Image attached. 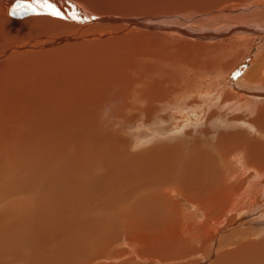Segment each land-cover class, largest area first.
<instances>
[{
	"label": "bare ground",
	"instance_id": "1",
	"mask_svg": "<svg viewBox=\"0 0 264 264\" xmlns=\"http://www.w3.org/2000/svg\"><path fill=\"white\" fill-rule=\"evenodd\" d=\"M138 1L139 0H56L58 8H60L63 12H65V14H68L71 11L78 12L81 17V19L79 20L59 19V18L52 17V16H45L44 18H37V17L31 16V14L24 15V16H14L15 18H17V20L13 16H5L2 19H0V66L4 67V68L0 67V70L1 69L5 70L6 67H9L7 69L11 70L16 65V60H14L16 57H18L17 60L21 61L25 56L26 58H29L30 56H38L43 59H48L53 55L56 60V64L54 66V69L56 71L55 73H52L50 75L47 72H43L42 68H39L32 74H26V79H29L28 77H33L34 79L33 81H31L32 79H30V81L27 80V82H25L26 84L24 83L25 85H29L32 88L34 87V89L31 90V87L28 86V91L25 89L27 91V93L26 92L25 93L28 94L26 96L27 98L29 94L30 95L33 94V96H31L32 98L30 97L28 99L26 98L28 100V104H25V106L27 105L26 110L30 112L31 114L30 116L32 117L31 119H29L30 116H28L27 114L29 120H26V122L28 121L30 122V120H34L35 116L37 117V112H36L37 109L35 107L36 105L39 104L37 103V100H39L40 98L37 99L38 96H36L35 90L37 91L41 89L40 90L41 92L40 91L39 92L41 94H45L47 92L46 91L47 89L43 90L44 92L42 93L43 88L50 89V92L51 90L54 89L57 93L55 94V92H53L55 94L53 95V97L55 96L54 99L55 101H57L56 100L58 97L57 94L60 93L59 94L60 98L63 95L60 92V90L68 91L70 87H71L70 89L77 88L78 90H73V91L74 93L78 92L79 95L76 94L77 97H76L75 103L72 104L71 107L68 104L69 110L72 107L73 108L75 107L76 111L74 114H78L77 113L78 111L82 112L84 110H89L90 115L88 116L86 115L84 121L88 123H92V124L94 123L97 124V122L94 121V117H97V115L99 114L103 115L105 120L102 119L104 120V122H102V120L98 121L99 123L97 124L98 125L97 128L100 125L104 129V133L106 134V136H109V137L114 136L115 133H118L119 127L121 128L127 125V127L130 128L131 126H129V124H125L124 122L125 121L127 123L130 122L131 113L136 111V114L134 116L136 120V125L138 127V125L141 124L139 126V129L142 128L138 131V139H139V142H137L138 145L144 142L143 141L144 137L150 140L149 137H155L159 135L160 133H162L163 128L161 129V127H159V123L164 120L172 122L170 126L168 125L165 126L166 132H170V133L176 132L177 135L180 134L179 130H182L184 124L186 128L187 124L185 122H188L190 120L188 114L189 113L192 114L194 110H197L198 108H200V105L204 104L203 106L205 107H208L209 105H211L210 107H214L212 105L216 106L214 108L215 110L212 111L211 118L218 116V114H220V109L222 108H225V111H223L222 115L224 116L228 115L230 112H228V110L226 109H229L232 112L231 115L229 114L231 118L225 119L226 122L224 123L227 125L225 132L223 131L222 134H220L219 132L220 136H218L217 141L215 140L216 145L214 147L217 151V154H218L217 156H219V157H216V160H218L217 158H221L222 162H224L222 163L224 167L222 165H218V168H221L220 166L225 168L224 171L226 172V175L229 176L228 178L227 176H225L227 181L230 179L232 180V182H229V183H233V182L234 183L232 185L227 184V186L225 187H230L228 193L225 190V194L223 192L224 195L222 194L218 199L215 200V199L207 198L206 200H203L205 207H201V205L197 204L199 203V200L196 199V196H197L196 194L187 192V191H193V189L187 188V190H185L186 185L189 184L190 182L191 183L194 182L195 186L197 187L195 181L198 180L199 177L198 176L195 177L196 172L198 170L195 172L194 176H191V174L190 175L184 174L183 171L181 172V169L179 168V165L177 163L178 159L180 158L181 162H183L181 159H186L180 156V154H182L186 150V145L184 144L183 141H181L179 146H172V145H169V143H165L159 146V148H156L155 150L149 149L150 152L147 155L146 154L142 156H139L138 154H136L135 156L127 155L128 157H124L125 162H123L121 166V169L123 170L112 171L111 173L110 171L111 169H110L109 173L112 174V175L110 174L111 175L110 182L102 186L101 182L95 179L93 180L94 183L91 184L90 190L92 191L95 188V191H96L97 189H99L98 193L103 194L105 198H102L101 205H104V204L114 205L111 203H114L117 199L120 200V204L122 202L123 209L121 210L124 211L125 213V216L123 217V219L126 220L125 221L126 223L119 228L121 229L122 227H124V230L127 229V231L129 232L136 230V229L129 230V222L126 219L127 216L132 211L138 210L141 213V215L145 216L147 215L146 210L152 209L151 208L152 206H155L157 204H166V205L172 206V208L170 209L171 212L173 210L177 212L178 211L176 209L177 205L171 203V200H172L171 195H176L178 193L180 194L179 196L182 197L180 199L181 202L186 203L188 205L189 204L195 205L198 207L195 209V213L194 212L193 213L197 214L201 220V222L198 223L199 227L194 228L195 224L188 225L189 227L187 228L185 232L183 231V225L180 227V230L183 231V233L186 234V236L190 237L186 240H179L180 244L195 243L197 245V248L196 246H194L196 248L195 254H198V255L200 254V258H202L203 256V258H205L209 263H212L213 260H210L209 257H211V255L213 256L217 252H222L223 248H226V246L234 245L235 248L232 250L233 251L232 253H234L236 256V258L235 257L234 258L237 259L238 257L241 258L246 255V253L244 252L246 249L254 248V247L251 248V244H253L252 240H256V243H257V239L263 238L260 241L261 243L259 242L260 245L258 244V246L261 247V253L264 254V200L261 202L262 200L261 196H264V165H260L256 163L255 161L249 159L242 147H241L242 148L241 150H238L240 148L239 147L240 145L244 146L245 142H247V139L244 138V135L251 133V126H253L251 125L252 120L250 121L248 116L245 117V115L243 116L238 115V112L239 111L243 113L246 111L255 112L256 109L259 111V115L260 113L264 112V41H263L264 40V0H163L157 4L148 3L143 6L141 4H144L145 2H138ZM13 2H14L13 3L14 5L10 6L11 10L16 5L17 0L15 1L13 0ZM24 2H30V0H24ZM53 2L55 3V0H53ZM84 17H87L88 19H84ZM35 20H38L39 23L44 26L43 33H40L39 30H35L34 34L26 36L25 34H23L28 31L25 27L18 29L19 24H23L24 21H35ZM18 31H21V33H19ZM20 37L23 39L21 40ZM24 37L27 39H24ZM17 38L19 39L17 40ZM75 43H82V44L80 47H78ZM96 44L97 46H95L94 48L97 50V54H96L95 60L92 62V64L94 65V69H91V54H92L91 47ZM70 45L74 47L76 51V57L73 62H70L65 66L59 54L63 52L64 50L69 51L70 58L73 59L72 50L70 48ZM250 53L251 55H249ZM248 56L249 57L251 56V62L252 64H254V66L250 68L249 70L248 69L242 70L243 65L245 64L244 62L246 60V57ZM4 60H7V61L4 62ZM35 78L37 79L35 80ZM10 79L6 75L4 82L0 81V92H3L5 90H8L7 92H9L11 90V85L13 84V82L10 81ZM17 80L19 81L20 79H17ZM16 82L17 81L15 79V83ZM30 82H33V83H30ZM69 82H72L70 86H68ZM66 83L69 88L66 86ZM73 91L69 90V93H68L69 95L63 91V93L67 94V96H65V94L63 95L64 97L68 99L67 101H69V99L73 95H74L73 97H75V94L71 96ZM88 92H90L89 93L90 95H91V92L94 93V95L92 94L89 97H86L85 95H83V93L88 94ZM5 93L6 91L3 93H0V104L1 105L4 104L3 102H5L6 104L7 102L9 103V101L11 102L14 101V100H11L12 96H15V97L18 96V95L16 96V93L12 95L13 92H9V97L7 98V100L5 98L6 101H4L3 99L5 97ZM45 96L43 95L42 97L41 95L42 98H44ZM68 96H71V97H68ZM23 97L19 95L17 99L16 98L15 99L16 101L20 102L19 99H21V101L25 99ZM46 97H49V96L47 95ZM42 98L40 102L44 101V103H46L45 98L44 99ZM48 100L50 101V98ZM48 100H46L47 103H49ZM70 100L72 101V99ZM24 102H27V101H24ZM65 103L62 102V104H65ZM16 104L18 103L16 102ZM110 104H113L114 108ZM4 105H2L1 107H3ZM48 105L51 106L50 103ZM16 106H15V110L13 109V111H16V108H18V111L20 110L22 112V110L19 109V106L17 107ZM25 106H23V108H25ZM40 106H38V108ZM42 109L45 110L46 112V109L44 108ZM120 109L121 110L123 109L125 111L124 112L125 115L121 118H120V114H121ZM38 110L40 111V109ZM55 113L56 112H54V114ZM113 113H115V116H117L116 117L117 119L112 118V117H115ZM72 114L73 112L69 115H72ZM3 115L4 114L0 116L1 117L0 120H3L4 123H6L7 119H3L2 118ZM16 116H18V113ZM19 116L21 117V114H19ZM77 116L74 119L76 120L80 119ZM68 117L69 116H67V118ZM14 118H13V122L17 121L18 117L15 119ZM71 118L72 117L70 116L68 119H71ZM43 119L42 121H45L46 118L44 120ZM140 119H142V121ZM198 119L200 118L197 117V120ZM71 120H69L70 123H71ZM3 121L1 122L3 123ZM195 121L193 120L192 122L195 123ZM36 122L38 123V120ZM74 122L75 120L73 121V123ZM198 122H201V121L198 120ZM30 123L32 124V122ZM142 123H144V126L142 125ZM12 124L15 125L16 123L15 124L12 123ZM92 124L91 126H93ZM239 125L244 126L245 128L243 129L239 127ZM30 126L31 127L29 128L32 129L33 126L32 125ZM14 127L13 129H16ZM95 129L93 130L95 131ZM22 130L21 132L19 130L18 131L20 133H23ZM33 130H36V129L34 128ZM111 131L112 132L115 131V133L112 135ZM25 132L27 133L26 130ZM31 132H34V131H31ZM100 132L98 130V132L95 133V135L93 136V133L90 131V133H92V135L91 134L90 135L92 137H100L99 136ZM34 133L36 136V132ZM136 133H137V130H136ZM16 135H18V133ZM100 135H102V133ZM172 135L174 134L172 133ZM101 137H103V135ZM174 137L175 136H173V138ZM178 137H181V135H179ZM208 137L205 139V141H208ZM232 137L233 139L231 141L230 139ZM115 138L118 139L119 137L115 136ZM117 139L116 141L120 144L119 140ZM175 139L174 141H176ZM26 140L28 141L27 137H26ZM162 140L164 139L162 138ZM94 141H97V140H94ZM99 141L98 143L97 142L96 143L99 144L100 143ZM167 141L169 140L167 139ZM178 141L180 142V140ZM112 143H110V145H113ZM149 143L148 145H150ZM20 144L21 143H19L18 145ZM6 146H8V144ZM103 146H104V143H103ZM106 146L107 144L104 147ZM205 146H207V144H205ZM205 146H204V151H205ZM99 147H102V146H99ZM150 147H153V145ZM212 147L213 146H211V150L214 148ZM120 150L121 149H119V151ZM124 151H125V148H124ZM170 151H171V154H170ZM202 151L203 150L201 149L200 153ZM78 153H79V150H78ZM81 153L83 155V152H80L79 155H81ZM203 153L204 152H202V154ZM158 154H162L163 156L170 157L169 159L172 160V162L170 163L171 165L168 168L167 172L171 176L174 174L178 175V177L176 175L175 176L179 180V181L177 180V182L182 181L180 185L178 184L177 186H170L171 184L170 185L167 184L168 185L167 187V186H164V184H162L161 182H153V184L151 185H143L142 184L143 182L141 181V170L139 172H136V170L130 169L133 166L131 162H137L140 160H141V163L145 161V162H150L148 164H152L156 159V163H158L159 162V160L157 159ZM164 154H167V155H164ZM202 154H199V157L200 156L202 157ZM82 155L80 157H82ZM86 156H84V158H86ZM90 157H92V155ZM188 157L189 156H187V158ZM189 158L188 160H191ZM211 158L213 160V157ZM73 159H69V161ZM210 160L208 159V162H210ZM75 161H74V164H75ZM194 162L193 164H195ZM71 163L73 162L71 161ZM93 163H95V161ZM205 163L207 162L205 161ZM174 164H176V167L174 166ZM184 164H187V163L184 162ZM190 164L192 163H189V165ZM79 165L76 164L77 167H79ZM83 165H81V167ZM86 165L88 166L90 164H88L87 162L85 163V167H87ZM200 165L201 164L197 166L199 168H202L200 170H203V167L206 166V165L204 166L203 165L200 166ZM76 166H74L75 167L74 169L77 168ZM97 166L98 165L93 167L95 171L98 170ZM194 167H196V165H194ZM89 168H91V166L87 167L88 171L87 169L86 170L84 169L85 175H87L88 172H92V171H89L90 170ZM210 168L212 169V167ZM210 168L208 167V169ZM78 169H80V167L77 168V170ZM81 169L79 170V174L76 170H74L73 172L76 171L79 177L83 179L82 175L80 174V171L82 172ZM211 169L208 172H212ZM61 172L63 173L65 171H61ZM192 172L194 173V171ZM30 173L31 174L28 176V179H25L26 181L28 180L26 187H29V190H30V186L33 187V184H34V183H30L31 182L30 180L36 181L37 178H39L38 175L48 178V180L50 181L47 180L46 182H49V184L56 183L59 185L61 180L63 182V179L59 177L60 174L57 171L56 172L50 171V172L44 173L42 169H39V170L36 169L35 173L38 174L37 176L33 174L32 172ZM76 173L75 175H72L74 179L77 175ZM160 173L161 172H159V174ZM198 173L199 172H197V174ZM71 174L72 172L70 173V176ZM62 176L64 177V173L62 174ZM91 176H88V177H91ZM162 176L164 177L165 175L162 174ZM56 177H59L60 180H56L58 179ZM46 178L44 179L46 180ZM169 178L170 177H168L167 181L169 180V182H173V180L171 181ZM243 178H244V182L241 185ZM225 180L222 183L225 184ZM46 182L43 183L42 181L43 184H45ZM11 183L14 184L15 182L14 183L11 182ZM36 183L34 187L36 186ZM61 183L58 187H61L62 185ZM43 184L41 186H43ZM81 185L82 184L80 183V186ZM105 185L109 186L108 193H103V190L105 189ZM64 186H65V183H64ZM64 186L62 187V189L64 188ZM141 186H143L141 189V194L138 195V191ZM45 187H48V186L45 185ZM56 188L54 189L58 190V188L57 189ZM82 188L83 186L81 187V189ZM47 189L44 188L42 191V194L43 193L47 194V192H45L47 191ZM24 191L26 192V190ZM15 192H16V189H15ZM57 192L58 191L56 192L54 191V194ZM220 192H222V190H220ZM21 193H22V190L20 194ZM60 193L61 192H59L58 195L55 194V197H54V194H50V195H53L51 199L52 200L54 199V201L47 199L48 194L46 196L47 197L46 199L49 202H44L43 199L41 200L39 199L38 204L34 203V206H33L34 208H30L29 210L27 209L28 217L31 216L30 218H33V215H34V218H35V215L36 216L40 215L44 217V218L41 217V219H47V215L48 214L51 215V220H50V217H48L49 219H47L49 222L48 223L49 227L45 225L46 222H44L45 224L42 225L43 229L45 226V229L47 232H49L50 230L51 231L53 230L54 232L53 231L49 232L51 233V236L53 237L56 236L57 234L56 232L60 233V235L64 234V236H65V233H68L69 235H66L65 237H68V239L70 240L69 246H71L73 240L79 237V236H76L75 234L76 233L75 230L77 229L75 227L80 226L81 228L80 227L79 228L82 230L81 225L85 224V225L90 226L89 223H91V221L89 218H87L86 220H84V218L83 220H80L83 214H85L84 211L87 209L86 208L83 209V206H80L79 204L75 205L74 203L75 200L74 202L71 201L73 198L70 200V202H68V199H66L65 202L61 201V200H64V198H67V195L64 196L63 198V195H61ZM22 194L26 195L24 194V192ZM123 194L126 195L125 201H123V199H125V196ZM16 195L18 196V193L15 194V196ZM38 195H39V198L40 196L41 198L42 197L44 198L45 196V195L42 196L39 193ZM38 195H35L36 196L35 198H38L37 197ZM56 195L58 198H56ZM59 195H61L60 198H59ZM121 195H123L124 198H122ZM10 196L15 197L14 195L12 196V192H10ZM31 197L27 195L28 199L26 197H23V198H26L27 200H33L34 195L32 198ZM24 200L22 202L25 203L26 201ZM77 200L81 201L80 199H77ZM131 200L132 202H129ZM11 201H16V199L15 200L13 199ZM2 202L4 201L2 200ZM81 202H85V201H81ZM86 202L88 203V201ZM5 203H8V202H5ZM31 203H29V205H31ZM89 204L90 203H88V205ZM35 206H36V209H35ZM76 206L77 207L79 206L80 209L82 207V212L79 213L81 214L80 219L78 217L79 215H77V213L80 210L77 209L79 210L77 212ZM207 206L210 209H208ZM1 208L2 210H5V211L9 210L8 206L6 205H2ZM60 208H62V210ZM9 212H6V213H9ZM178 212H181V210ZM67 213H72V214H70V217H68V219L64 221L67 224V227H69L68 231H64V227L68 229L66 227V224L62 223L63 220H65L66 218L65 214L67 215ZM13 214L15 215L16 213H13ZM230 214L232 215L233 224L227 226L225 224L226 222H228V220L231 219ZM254 214L255 216H253ZM8 215L9 214H2V215L0 214V218L2 217L11 218L12 214H10L11 216H8ZM74 215H76V217ZM88 216H90V214ZM179 216L181 217V222L183 223L184 217H182L181 214H179ZM100 217H102V214ZM18 218H21V217H18ZM38 218L40 219V217H36L35 219L37 220ZM123 219H122V222H123ZM52 221L53 223L54 222L55 223L50 224ZM27 222H29V220ZM34 222L32 225L36 224V222L35 223ZM102 222H103L102 224L103 228L107 227V223L103 220ZM193 222H195V220ZM39 226L36 225V227H39ZM42 226H40V228ZM36 227H33V229H36V230L39 229ZM16 228L18 229V227ZM25 228L26 227L23 226L22 229H25ZM73 228H75V230ZM14 229L12 228V230ZM87 229L89 230V227ZM111 229L115 232L114 228H111ZM220 229H221L220 233L224 234L225 231L226 232L232 231L233 233H235V235L233 236L231 235L230 240H228V238L227 239L225 238L227 237V235L225 237L224 235H222L223 239H221L220 242L217 243V241L214 240V237L220 236L219 234H217L218 230ZM29 231L31 232L32 230L29 229ZM30 232L29 234L27 232L29 238L28 237L24 238L16 234L12 236L11 235L6 236L3 242L0 241V264H64L62 260L59 261L60 259L59 250H57L58 253L56 256L54 254L55 250L50 251L49 253L53 254L52 257L47 256V252H45L43 246H40V247L35 246L36 250H34L31 253H29V251H24L23 250L24 248H22V244H25V243L29 244V241L33 235L32 234L33 231L31 232V234ZM10 233H11V230H10ZM42 233L45 234V232L42 230L34 234L33 237L37 235V238H40L43 235ZM46 235H43V237ZM51 236L50 238L52 239ZM23 239H25V242L21 244ZM43 239L44 238H42V240ZM127 241L129 243V246L134 245V247H137L135 246V244L138 245V243L135 240L127 239ZM27 246H30V244ZM228 249L226 248L227 250L226 252L223 250L224 251L223 254L231 253L230 251H228ZM251 251L250 253L253 252ZM137 252L138 250L136 251V254L134 253L135 257L130 258V262L139 260V254ZM187 252H190V250ZM256 253L258 254V252H255V255ZM188 256L190 255L188 254ZM223 257L224 256L222 255V258ZM203 258L201 260L204 262L205 259ZM213 258H216V257H213ZM219 258L221 259L220 256ZM229 258L234 259L233 256ZM151 259L153 260L154 263L155 262L163 263V260L157 257L152 256ZM231 259L230 261L232 263L229 261L230 264H233V263L235 264L236 262H233V260ZM241 259L240 260L238 259L239 262L245 259L243 264H252L251 262L247 263L246 258H243L242 260ZM223 262L224 261H222V264H224ZM225 262L229 264L228 261H225ZM69 264H72V263H69ZM81 264H88V262H82ZM216 264H219V263L216 262ZM240 264H242V262H240Z\"/></svg>",
	"mask_w": 264,
	"mask_h": 264
},
{
	"label": "rangeland",
	"instance_id": "2",
	"mask_svg": "<svg viewBox=\"0 0 264 264\" xmlns=\"http://www.w3.org/2000/svg\"><path fill=\"white\" fill-rule=\"evenodd\" d=\"M160 1H163V0H139L138 2H145L144 4H141L143 6V5L148 4V3L157 4ZM13 3H14L13 0H0V19H2L5 16H13V15H11V9H10V6L14 5ZM55 4L57 5L56 0H55ZM57 7H58V5H57ZM31 16L37 17V18H44L45 16H50V15H47V14H31ZM15 19L17 20V18H15ZM23 27H25L28 30L27 32L23 33L26 36L34 34L35 30H39L40 33L44 32V26L42 24H40L38 20L24 21L23 24H19L18 29H21ZM18 32L21 33V31H18ZM42 38H44V37H42ZM18 39L19 38H17V40ZM22 39L23 38H21V40ZM24 39H27V38L24 37ZM29 41H31V40H29ZM75 44L78 47H80L82 43H75ZM95 46H97V44L91 47V51H92L91 69H94V65L92 64V62L95 60L96 54H97V50L94 48ZM70 48L72 50L73 59L70 58L69 51L64 50L63 52H61L59 54V56L61 57V60H62V62H64L65 66L68 63L73 62L75 60V57H76V51H75L74 47H72L70 45ZM255 49H256V47H255ZM249 55H251V53ZM17 59H18V57H16L14 59V60H16V65L11 70L7 69L9 67H6L5 70L4 69L0 70V73L2 74V75L0 74L1 75L0 81L4 82V79L6 78V75H7V77L9 79L11 78L10 81L13 82V84L11 85V90L9 92H13L12 95H14L16 93V96L21 95V97L24 96L23 98H25V99H23V101H21V99H19L20 102H18V101H16L18 96L17 97L12 96V98H14V99L11 98V100H14V101H12V102L9 101V103L7 102L6 103L7 105L5 104V102H3L5 104V105L2 104V105H4L3 107H1L2 105L0 104L1 105L0 106V111H1L0 116H2V114H4L5 116L3 115L2 118L7 119L6 123H4L3 120H0V132H2V133H0V137H1L0 138V144H1L0 145V147H1L0 148V190L3 192L2 193L0 191L1 192V194H0V214L1 215L2 214H9L8 216H11L10 214H12L11 218H8V217L0 218V241L3 242V240L6 236H9V235L12 236V235H16V234H18L19 236L24 237V238H26V237L29 238V236H28V234L30 232L29 229H31L33 231V233H32L33 235L29 241L30 246H27V245H29L27 243L22 244L25 242V239H23L21 242L22 248H24L23 250L29 251V253H31L34 250H36L35 246H37V247L43 246L45 252H47L48 257H52V255H53L52 253H49L50 251L55 250L54 254L56 256L58 253L57 250H59L60 251L59 261L62 260L64 264H69V263L81 264L82 262H88V264H174V263L175 264H216V262H218L219 264H222V261H224L223 262L224 264H227L225 261L229 262L231 259L229 257L233 256V258L234 257L236 258L235 254L232 253L233 252L232 250L235 248L234 245H232V246H226L227 249L229 248L228 251H230L231 253L223 254L224 251L225 252L227 251L226 248H223L224 251L222 250V252H217L213 256L211 255L212 258L209 257L210 260H213L212 263H209L202 256V258L205 259L203 262L201 260L202 258H200V254L199 255L195 254V252H196L195 249L197 248V245L195 243H193L194 245L191 243H184V244L179 243V240H186V239L190 238V237L186 236V234L183 233V231L185 232L187 230V228L189 227L188 225L195 224L194 228L199 227L198 223H200L201 220L197 214H194L195 209L198 207L195 205H190V204L188 205L186 203L181 202L180 199L182 197L179 196L180 194H178V193L176 195H171L172 200H173V201L171 200V203L176 204L177 205L176 209L178 211L181 210V212H178V211L176 212L174 210L171 212L170 209L172 208V206L166 205V204H157L155 206H152L151 207L152 209L146 210L147 215H145V216L141 215V213L138 210L132 211L127 216L126 219L129 222V230L130 229H136L137 231L133 230V231L129 232V231H127V229L124 230V227H122L121 229L119 228L126 223L125 222L126 220L123 219V217L125 216V213H124V211L121 210V209H123L122 202L120 204V200L117 199L114 203H111L114 205H109V204L101 205L102 198H105L103 196V194L98 193L99 189H97L96 191H95V188L92 191L90 190L91 184L94 183L93 180H95V179L99 180L103 186L104 184H108L110 182V180H111L110 176L112 175L111 174L112 171L123 170V169H121V166H122L123 162H125L124 157H128L130 155L135 156L136 154H138L139 156H142L145 154L147 155L150 152V150H155L156 148H159V146H161L165 143H169V145H172V146H179L181 141H183L184 144L186 145V150H185V152L180 154V156L182 158H186V159H181L183 161V162H181L180 158L178 159V157H177V159H178L177 163L179 165V168L181 169V172L183 171L184 174H188V175L191 174V176H194L195 172L197 170H198L197 172H199L198 174L196 172V176H195V177H197V176L199 177V179L195 181L197 187L195 186L194 182L193 183L190 182L189 184L186 185L185 190H187V188L193 189V191H187V192L188 193L191 192L192 194H196L197 195L196 199L199 200V203H197V204L201 205V207H205L203 200H206L207 198L208 199H215V200L218 199L223 194V192L225 194V190L228 193L230 187H225V186H227V184L232 185L234 183V182L229 183V182H232V180H230V179L227 181L225 176H227V178L229 176L226 175V172L224 171L225 168H223L224 166L222 165V163H224V162H222L221 158H217L218 160H216V157H219V156H217L218 154H217V151L214 147L216 145V141L218 139V136H220V134H222L223 131L225 132V129L227 126L224 123V122H226L225 119L231 118L230 115L232 114V112L229 109H226V110H228V112H230L229 113L230 115L229 114L225 115V116L222 115L223 111H225V108H222V109H220V114H218V116L211 118L212 111L215 110L214 108L216 106L212 105L214 107H210L211 105H209L208 107H205V106H203L204 104L200 105L201 109L198 108L199 110L198 109L194 110L192 112V114H190V113L188 114L191 122H190V120L188 122H185L187 124L186 128H185V124H184L182 130H179L180 134L177 135L176 132L175 133L172 132L174 134V135H172V133L166 132L165 126H167V125L170 126L172 122L164 120V121H161L159 123V127H161V129L163 128L162 133H160L159 135H157L155 137H149L150 140L148 138L144 137L143 138L144 142L142 141L143 143L138 145V143H137V142H139L138 131L142 128L139 129V126L141 124H139L138 127L136 125V120L134 117L136 114V111H134L135 113L134 112L131 113L130 122H128V123L126 121L124 122L125 124H129V126H131L130 128L127 127V125L123 126L121 128L119 127L118 133H115V131H113V132L111 131L112 135L115 133L114 136H112V135H111L112 137L106 136V134L104 133V129L100 125H99V127L102 129H100L99 127H98L99 129L97 128V126H98L97 124L99 123L98 121H101L102 119L105 120L103 115L99 114V115H97V117H94V121H96L97 124L96 123L92 124V123H88V122L84 121L85 116L90 115L89 110H84L82 112L78 111L77 112L78 114H74L76 111L75 107L74 108L72 107L71 108L72 110L71 109L69 110V105L71 107L72 104L75 103V100L77 97L76 94L79 95L78 92L74 93V91H73V90H78L77 88L76 89H73V88L70 89L71 87L70 88L68 87L72 83V82H69L68 86L66 83V86L69 88L68 91L67 90H60V92L64 95L65 93L68 94L69 90H72L73 93L71 94V92H70V94H71V96L73 94H75V97H73L74 95L72 97L68 96V97H71L70 99H72V101L69 99L70 102L67 101L68 99L66 97H64L63 95L60 98V95H59L60 93L57 94V96H58V97L56 96L57 101H55V99H54L55 96L53 97V95H55L57 92L54 89L51 90V92H50V89L43 88L42 93L44 92L43 90L47 89L46 90L47 92L45 91L46 92L45 94L40 93L41 89L37 90V91L35 90L36 96H38L37 99L40 98L39 100H37V103H39V104L41 103L40 104L41 106L44 104L45 105L42 107L39 104L36 105L35 108L37 109L36 112H37V117L39 119L36 116H35V118H36L35 119L33 116L34 120H30V122H32V124H31L29 121L26 122V120H29L32 117L30 116L31 115L30 112L26 110L27 105L25 106V104H28L27 99L29 97L32 98L31 96H33V94H31V95L29 94L28 98L26 97L28 95L26 93L28 91L29 85H25L26 84L25 82H27V80L30 81V79H32L31 81H33L34 79H33V77H28L29 79H26V74H32L37 69L42 68L43 72H47L51 75L52 73L56 72L54 69V66L56 64V60H55V57L53 55L48 59H43V58H40L38 56H30L29 58H26V56H25L21 61L17 60ZM25 59H27V60H25ZM6 61L7 60H4V62H6ZM244 63L245 64L243 65L242 70H247V69L249 70L250 68H252L254 66V64H252V62H251V56L246 57V60ZM0 67H3V66H0ZM3 75H5V76H3ZM9 75H10V77H9ZM13 76H15V77H13ZM16 76H18V77H16ZM21 76L25 79H23ZM14 78L19 83V85L17 82L15 83ZM17 79H20V80L18 81ZM36 79L37 78H35V80ZM22 83L23 84L25 83L24 84L25 87ZM30 83H33V82H30ZM33 85H35V84H33ZM29 87H31V86H29ZM32 89H34V87L33 88L31 87V90ZM21 90H22V92H21ZM5 91H6V93H5V97L3 99L4 101H6L7 98L9 97V92H7L8 90H5ZM5 91H3V92H5ZM63 91L65 93H63ZM3 92H0V93H3ZM48 92H49V94H48ZM53 92H55V94ZM89 93L90 92H88V94ZM67 94H65V96H67ZM88 94L83 93V95H85L86 97H89L92 94L94 95V93H92V92H91V95L90 94L88 95ZM41 95H42V97H43V95L49 96V97L45 96L46 98L44 97L45 102L47 103L46 100H48L50 98V101H52V102H50L49 100L48 101L53 108L48 105L49 103L46 104V103H44V101L40 102V100L42 98ZM5 98H6V100H5ZM44 98H42V99H44ZM53 99H54V101H53ZM15 101L18 104H16ZM24 101H27V102H24ZM62 102L63 103L66 102L67 105H66V103L62 104ZM16 105L19 106V109H21L22 112L20 110L18 111V108H16V111H13V109L15 110ZM110 105L114 108L113 104H110ZM11 106H13V107H11ZM23 106H25V108H23ZM38 106H40V107L38 108ZM42 108L46 109V112ZM47 108H49V109H47ZM38 109H40V111ZM51 110H53V111H51ZM47 111L50 113H48ZM5 112H7V113H5ZM54 112H56V113L54 114ZM72 112H73V114L69 115ZM124 112L125 111L122 109L120 112L121 113L120 118L125 115ZM17 113H18V116H16ZM244 113H246V114H244ZM244 113L239 111L238 115H241V116L245 115V117L248 116L249 120L250 121L252 120L251 125H253V126H251V133H249V134L243 133V134H245L244 138L247 139V142H245L244 146L240 145L239 146L240 148L238 147L239 148L238 150H241L243 148L244 152L246 153V155L249 159L255 161L256 163H258L260 165H264V133H263V131H264V112L260 113V115H259V111L256 109L255 112L246 111ZM248 113H250V114H248ZM19 114H21V117L19 116ZM27 114H28V116H30L29 119H28ZM113 115L115 116V113H113ZM67 116H69V117L71 116L73 118V119L72 118L71 119L73 121L75 120V122L73 123V121L71 119H68L69 117L67 118ZM76 116L80 119H77V120L74 119ZM14 117L15 118L18 117V119H17V121L13 122ZM116 117L117 116L112 117V118L117 119ZM197 117L200 118L198 120L201 122H198ZM43 118L44 119L46 118L45 121H42ZM8 119L11 121H9ZM37 120H38V123L36 122ZM40 120H41V122H40ZM69 120H71L72 124L69 122ZM104 120H102V122H104ZM140 120L142 121V119H140ZM193 120L194 121L196 120L195 123L192 122ZM1 121H3V123ZM77 121H78V123H77ZM12 123H14V124L16 123V124L13 125ZM198 123H200V124H198ZM89 124H90V126H89ZM91 124L93 126H91ZM30 125L33 126L32 129L29 128V127H31ZM142 125L144 126V123H142ZM14 126H16V127H14ZM25 126H26V128H25ZM234 126H236V125H234ZM13 127L16 129H13ZM95 127H96V129H95ZM239 127L243 128V129L245 128L244 126H241V125H239ZM2 128H3V130H2ZM28 128L31 131L36 132V136H35V133L31 132ZM34 128L36 130H33ZM68 128H70V129H68ZM93 129H95V131ZM18 130L20 132L22 130L23 133H20ZM25 130L27 131V133L25 132ZM98 130H99V132L101 131L99 133L100 137H92L91 136L92 133L94 136L95 133L98 132ZM136 130H137V133H136ZM185 130L187 133L185 132ZM90 131L92 133H90ZM181 131L183 134L185 133L184 134L185 136L181 133ZM219 132H220V134H219ZM17 133H18V135H16ZM101 133H102L103 137H101L102 136V135H100ZM162 134H164V135H162ZM179 135H181V137H178ZM30 136H31V138H30ZM104 136H105V138H104ZM115 136L119 137V138L117 139V138H115ZM173 136H175V137L173 138ZM176 136H177V138H176ZM26 137H27L28 141L26 140ZM139 137H141V136H139ZM207 137H208V141H205V139ZM92 138L94 140H97V141H94ZM162 138L164 140H162ZM116 139L119 140L120 144H122V145H120L116 141ZM167 139L169 141H167ZM174 139L176 141H174ZM232 139H233V137L230 140L232 141ZM120 140H122V141H120ZM178 140H180V142ZM203 140L205 141V143ZM224 140H226V139H224ZM98 141L100 142L99 144H97ZM210 141H211V143H210ZM19 143H21V144L18 145ZM103 143H104V146L106 144H107V146L104 147ZM110 143H112L114 146L110 145ZM124 143H126V144H124ZM148 143L150 145H148ZM7 144H8V146H6ZM35 144H37V145H35ZM151 144L153 145V147H150V146H152ZM205 144H207V146H205ZM21 146L24 148H22ZM99 146H102V147H99ZM204 146H205V151L207 153L204 151ZM211 146L214 147V148L212 147L213 148L212 150H211ZM115 147L121 149L122 151L121 150L119 151V149H117ZM148 147H150V148H148ZM7 148H8V150H7ZM124 148H125V151H124ZM201 149L203 150L202 152H204L203 154H202V152L200 153ZM78 150H79V153H78ZM80 152H83V155L81 153L82 157H80L81 155H79ZM123 152H125V153H123ZM209 152H211V153H209ZM87 154L90 156L92 155V157L88 156ZM170 154H171V151H170ZM199 154H202V157L201 156L199 157ZM206 154H208V155H206ZM123 155H125V156H123ZM164 155H167V154H164ZM84 156H86V158H84ZM160 156H161V158H160ZM187 156H189L190 158L189 157L188 158L191 160H188ZM206 157H208V158H206ZM211 157H213V160ZM73 158H75L76 161ZM169 158L170 157H166V156H163L162 154H158V157H157V159L159 160V162L157 160L158 163H156V159L152 164H148L150 162H145V161H143L141 163V160H140L137 162H131L133 164V166L130 169L136 170V172H139L141 170V181L143 182L142 183L143 185H151V184H153V182H161L162 184H164V186H167V187L170 184H171L170 186H177L178 184L180 185L182 181L177 182L178 175L174 174V175H172L173 176V178H172V176L169 175V173L167 172L168 168L171 165L170 163L172 162V160H170ZM69 159H73V160L69 161ZM208 159L209 160L211 159L210 162H208ZM162 160H164L165 163ZM194 160H195V162H194ZM67 161H68V163H67ZM71 161L73 163H71ZM74 161H75V164H74ZM78 161H79V163H78ZM89 161H91L92 164ZM94 161H95V163H93ZM197 161L200 163H198ZM205 161L207 163H205ZM214 161H215V163H214ZM87 162H88V164H90L88 166H91V168H89L90 169L89 171H92V172L87 173V171H88L87 167L88 166L86 165L87 167H85V163H87ZM160 162H161V164H160ZM184 162L187 164H184ZM193 162L195 164H193ZM189 163H192V164L189 165ZM76 164L77 165L80 164L79 165L80 169L84 167L83 169H81L82 172L80 171V174L82 175L83 179H81V177H79V175H78L80 169L77 170V168H79V167H77ZM95 164L98 165L97 171H95V169L93 168L94 166H96ZM154 164H156V165H154ZM183 164H184V166H183ZM199 164H201L203 166L206 165V166H204L205 168L203 167V170H200L202 168L197 167ZM209 164H211V165H209ZM81 165H83V166L81 167ZM158 165H159V167H158ZM172 165H173V163H172ZM194 165H196L197 168L194 167ZM218 165H222L223 167L220 166L221 168H218ZM74 166H76L77 168L74 169L75 168ZM174 166L176 167V164H174ZM99 167H101V168H99ZM125 167H126V165H125ZM208 167L209 168L212 167V169L210 168L212 170V172H208L210 170V169H208ZM36 169L37 170L42 169V171L44 173L50 172V171H55V172L57 171L60 174L59 177H61L63 179L65 186H64V183L62 182V180H61L62 183L60 182L62 184L61 187H58L60 185V183H59V185L56 183H53V184L50 183L49 184V182H46L48 180V178L39 176L38 174L35 173ZM84 169L85 170L87 169L86 173L88 176L92 175L93 177L92 176L88 177L87 175H85ZM74 170H76L78 172V174L76 173V171L73 172ZM109 170L111 171V173H109L110 172ZM61 171L66 172V173L63 172L64 177L62 176L63 173ZM68 171H69V173H68ZM192 171H194V173ZM217 171H219V172H217ZM30 172H32L36 176L38 175V177H39V178L36 177L37 178L36 181L30 180L31 181L30 183H34L33 187L30 186L31 191L29 190V187H26L28 180L27 181L25 180V179H28V176L31 174ZM71 172H72V174L70 176ZM159 172H161L163 175H165L164 177L166 179L162 176L161 173H160L161 174L160 175ZM75 173L77 174L75 177L76 180L72 177V175H75ZM82 173H84V174H82ZM212 173H213V175H212ZM59 177H56V178H58L56 180H60ZM95 177H97V178H95ZM168 177H170L169 179L171 181L173 180L174 183L169 182V180L167 181ZM222 177H223V179H222ZM44 178H46V180ZM29 179H30V177H29ZM12 180H14V181H12ZM224 180H225V184L222 183ZM42 181H43V183L44 182H46V183L43 184ZM48 181H50V180H48ZM11 182H13V183L15 182V183L12 184ZM243 182H244V178H243L241 185L243 184ZM35 183H36V186L34 187ZM80 183L82 184L81 186H80ZM37 184H38V186H37ZM42 184H43V186H41ZM7 185H9V186H7ZM45 185L48 187H45ZM17 186H18V188H17ZM63 186H64V188L62 189ZM82 186H83V188L81 189ZM50 187L51 188L57 187L58 190H55L54 188H53L54 189L53 190ZM108 187H109L108 185H105V189L103 190V193H108V190H109ZM142 187L143 186L140 187V189L138 191V195L141 194ZM23 188H24V190H26V192L23 190ZM44 188H46V189L48 188L47 191H45L48 194V198L46 197L47 194H45V193L42 194V191ZM49 188H50V190H49ZM15 189H16V192H15ZM21 190H22V193L24 192V194H26V195H23L22 193L20 194ZM220 190H222V192H220ZM52 191H53V193H52ZM54 191L55 192L58 191L57 193H55L57 195L59 194V192H61L60 194L63 195V198H64V196L67 195V198H64V200H61V201L65 202L66 199H68V202H70V200L73 198L71 201L74 202V200H75V202H74L75 205L79 204L80 206H83V209L86 208L87 210L84 211L85 214L82 213L84 217L83 216L81 217L80 216L81 214H79V213L82 212V207L80 209L79 206H78L79 208L76 206V210L77 209L80 210V211L77 210V212L79 211L77 213V215H79L78 216L79 219L81 217L80 220H83V218H84V220L89 218L91 221V223H89L90 226L85 225V224L81 225L83 231L80 229L81 228L80 226H79L80 228L78 226L75 227V228H77L76 230H75V228H73L76 231V233H75L76 236H79V237H77V239L73 240L71 246H69L70 240L68 239V237H65L66 235H69L68 233H65V236H64V234L60 235V233L56 232L57 233L56 236L53 237V236H51V233H49V232H52L53 230L52 231L50 230L49 232H47L45 229V226L43 229L42 225L45 224L44 222H46L45 225H47V226L49 225L48 224L49 222L47 219H49L48 217H50V220H51V215L48 214L47 219H41L42 216H40V215L36 216L35 215V218L40 217V219L38 218L37 220L34 218V215H33V218H30L31 216L28 217V210L30 208H34L33 207L34 203L38 204L39 199L40 200L43 199L44 202H49L48 200L54 201V199L53 200L51 199V197H53V195H50V194H54ZM10 192H12V196L13 195L15 196V194H17V193H18V196L16 195L15 197H11ZM13 193H15V194H13ZM38 193L42 196L45 195L44 198L43 197L41 198V196L39 198ZM92 193L94 196L92 195ZM55 194H54V197H55ZM27 195H29L30 197L31 196L33 197V195H34L33 200H27L29 198V197L27 198ZM35 195H38L37 196L38 198H35L36 197ZM57 195H56V198H58ZM61 195H59V198L61 197ZM123 195L125 196V199H123V201H125L126 195L125 194H123ZM123 195H121L122 198H124ZM208 195H209V197H208ZM7 196H9V197H7ZM89 196H90V198H89ZM23 197H26L27 199L23 198ZM13 199L14 200L16 199V201H11ZM77 199H80L81 201H85V202H81ZM92 199H93V201H92ZM261 199H262L261 200V202H262L264 200V196H261ZM2 200L4 202H2ZM23 200L26 202L25 203L22 202ZM10 201H11V203H10ZM86 201H88V203H90V204L88 205V203ZM5 202H8V203H5ZM27 202H29V203L32 202V203H31V205H29V203H27ZM129 202H132V200ZM84 204H86V205H84ZM2 205L8 206L11 213L9 212V210H7V211L2 210V208H1ZM207 208H208V206H207ZM35 209H36V206H35ZM60 209L62 210V208H60ZM208 209H210V208H208ZM3 211H4V213H3ZM12 211H14V212H12ZM6 212H9V213H6ZM26 212H27V214H26ZM13 213H16V214L14 215ZM24 214H26V215H24ZM70 214H72V213H67V215H69V216H67L65 214L66 218L62 222L63 224H66L64 221H66L68 219V217H70ZM89 214H90V216H88ZM101 214H102V217H100ZM179 214H181L182 217H184L183 223L181 222V217L179 216ZM190 215H191V217H190ZM74 216L76 217V215H74ZM86 216H88V217H86ZM93 216H94V218H93ZM253 216H255V214ZM18 217H21V218H18ZM42 218H44V217H42ZM122 219H123V222H122ZM11 220H13V221H11ZM28 220H29V222H27ZM102 220L107 223V227L103 228ZM194 220H195V222H193ZM34 221L36 222V224L32 225ZM38 221L40 224L38 223ZM11 222L13 225L11 224ZM27 223L30 225H28ZM54 223L52 221L50 224H54ZM231 224H233L232 215H231V219L228 220V222H226L225 225L228 226ZM36 225H38V226L40 225L42 227L41 228H40V226L36 227ZM182 225H183V231L180 230V227ZM23 226H25L26 228L22 229ZM16 227H18L19 230ZM30 227H32V228H30ZM33 227H36L39 229L36 230V229H33ZM66 227H67V224H66ZM85 227H87V228L89 227V230ZM12 228L13 229L15 228V229L12 230ZM67 228L68 229H66L64 227V231H68L69 227H67ZM111 228H114L115 232ZM8 229H9V231H8ZM10 230H11V233H10ZM42 230L45 232V234L44 233H42V234L43 235L47 234L46 235L47 237L46 236L43 237V235L40 238H37V235H35V237H33L34 234H36ZM102 230H104V231H102ZM5 231H7V232H5ZM220 231H221V229L218 230L217 234H219L221 237L220 236H219L220 238L214 237V240H216L217 243L220 242L221 239H223L222 235H224V237L227 235V237H225V238L226 239L228 238V240H230L231 235L232 236L235 235V233H233L232 231H227V232L225 231L224 234L220 233ZM27 232H28V234H27ZM31 232H30V234H31ZM73 234H74V232H73ZM49 235L52 237V239L50 238ZM58 235H60V236H58ZM48 236H49V238H48ZM57 236H58V238H57ZM85 236L86 237L88 236V237L86 238ZM42 238H44V239L42 240ZM78 238H80V239H78ZM34 239H36V240H34ZM127 239L135 240L138 243V245L135 244V246H137V247H134V245L129 246ZM262 239L263 238L257 239V243H256V240H252L253 242L252 241L251 242L253 244H251V248L252 247H254V248L253 249H250V248L246 249L244 252L246 253V255L248 253L247 257L245 255L244 257H241V258L242 259L246 258L247 263L251 262L252 264H264V254L261 253V247L258 246V244L260 245V243H261L260 241ZM228 240H226V241H228ZM194 246H196V248ZM218 246H219V244H218ZM239 247H241V246H239ZM255 247H257V248H255ZM65 248H67V249H65ZM137 250H138L137 253L139 254V260H135L133 262H130V258L135 257ZM189 250H190V252H187ZM250 251L252 253H250ZM255 252H258V254L256 253V255H255ZM188 254L190 256H188ZM222 255L224 256L223 257L224 259L222 258ZM226 255H227V257H226ZM115 256H116V258H115ZM152 256L163 260V263H160V262L154 263L153 260L151 259ZM219 256L221 257V259L219 258ZM213 257H216V258H213ZM241 258L238 257L235 260L234 259H231V260H233V262H236L235 264H240V262H242V264H243L245 259L243 261L239 262V260ZM114 259H116V260H114ZM127 260H129V261H127ZM230 262H229V264H230Z\"/></svg>",
	"mask_w": 264,
	"mask_h": 264
},
{
	"label": "snow or ice",
	"instance_id": "3",
	"mask_svg": "<svg viewBox=\"0 0 264 264\" xmlns=\"http://www.w3.org/2000/svg\"><path fill=\"white\" fill-rule=\"evenodd\" d=\"M29 14H47L59 19H81L80 14L76 11H71L65 14L53 0H30V2H24V0H17L16 5L11 10L13 16H24ZM84 19H88L84 17Z\"/></svg>",
	"mask_w": 264,
	"mask_h": 264
}]
</instances>
